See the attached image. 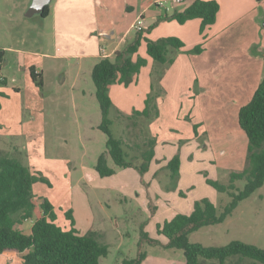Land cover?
Wrapping results in <instances>:
<instances>
[{
  "label": "rangeland",
  "instance_id": "rangeland-1",
  "mask_svg": "<svg viewBox=\"0 0 264 264\" xmlns=\"http://www.w3.org/2000/svg\"><path fill=\"white\" fill-rule=\"evenodd\" d=\"M32 1L0 0V48L5 63L9 62L0 70L5 79L0 84V153L18 158L48 181L34 186L38 209L25 228L29 230L37 220L41 201L48 200L61 228L71 230L66 213L72 211L81 234L101 235L99 241L109 247L101 264H123L139 252L147 253L142 264H185L184 250L166 248L168 240L159 230L178 214L191 215L204 199L221 213L231 198L208 185L207 179L228 184L231 172L248 167V138L240 128L239 114L264 74V58L249 56L256 53V45L247 52L251 42L264 44V0H215L221 12L204 33L198 19L184 25L163 21L153 28L150 40L176 37L185 49H171V61L161 64L148 56L143 42L133 59L141 57L148 64L130 86L110 87L109 118L116 139L132 146L155 139V157L145 173L116 168L111 177H101L96 170L108 140L99 128L103 118L92 80L100 60L98 45L95 56L81 57L91 54L88 48L99 39L101 25L95 23L93 31L56 29L53 16L26 17ZM87 1L88 10L92 0ZM140 1L130 0L132 6L137 4L134 12L126 7L124 12L122 0L94 4L99 13L109 4L111 11L102 14L110 22L104 32L118 24V39L128 28L129 37H135L131 25L142 11ZM153 10L165 13L161 8ZM67 40L74 43L66 47ZM104 43L110 52L112 42ZM199 46L203 49L196 52ZM31 68L42 74L43 87L32 81ZM150 94L156 96L159 115L133 117L144 111ZM175 157L181 163L176 177L168 168ZM109 165L115 167L110 157ZM244 186V181L237 182L236 192ZM144 233L158 245L142 242ZM189 241L205 247L241 241L264 249V186L242 201L225 222L199 229Z\"/></svg>",
  "mask_w": 264,
  "mask_h": 264
},
{
  "label": "trees",
  "instance_id": "trees-1",
  "mask_svg": "<svg viewBox=\"0 0 264 264\" xmlns=\"http://www.w3.org/2000/svg\"><path fill=\"white\" fill-rule=\"evenodd\" d=\"M220 10V4L215 0H194L185 9H178L173 14L164 13L154 26L137 32L133 42L117 52L113 58L102 57L94 66L92 80L103 118L99 128L108 138L107 151L100 155L96 165L101 177L115 175L116 168H135L140 173H145L155 157V139H147L142 145L135 146L125 140L116 139L109 118L113 106L110 87L113 84L130 86L148 64L141 57L133 59L139 53L143 42L146 43L148 56L161 64L171 61L168 57L171 49L185 48L184 42L179 38L167 37L155 42L146 35L163 21H176L184 25L195 19L201 20V33H204L205 29L215 25ZM49 14L50 6L45 9L43 17L46 18ZM202 49L199 46L195 51L201 52ZM4 63L5 51L0 48V70ZM30 76L38 87H43L42 75L36 74L35 68L30 69ZM2 83L5 81L0 80V84ZM153 114L157 117L159 112L156 96L150 94L144 111L135 112L133 117L149 119ZM239 125L248 138V167L240 172H231L228 184L207 179L208 185L219 193L230 196V203L220 213L215 204L204 199L195 204L191 215L178 214L172 220L166 221L159 230L168 240L166 248L184 250L185 264H264V249L252 244L233 241L223 247H205L189 241L190 235L199 229L225 222L242 201L264 186V79L251 102L240 110ZM109 157L115 167L109 165ZM137 161L141 163L138 165ZM180 164L179 157L168 163L174 177L179 174ZM239 181H244L245 186L243 190L236 192ZM38 182L48 181L34 174L18 158L0 153V254H21L23 264H101V259L109 255V247L99 241L101 235L94 231L81 234L75 227L72 211L66 213L71 221V230L61 228L56 224L55 207L48 200L42 201V217L35 221L31 234L17 229L35 216L33 189ZM142 242L158 245L145 233ZM146 258V252H139L137 258L125 260L123 264H142Z\"/></svg>",
  "mask_w": 264,
  "mask_h": 264
},
{
  "label": "crops",
  "instance_id": "crops-1",
  "mask_svg": "<svg viewBox=\"0 0 264 264\" xmlns=\"http://www.w3.org/2000/svg\"><path fill=\"white\" fill-rule=\"evenodd\" d=\"M54 1H56L55 6L51 7V5H50V14L48 17L53 16V20H54V24H55L56 29L70 30L72 32L76 29L80 30V29L84 28L86 31H89V30L93 29V26L95 25V23H99L98 25H101V27L98 29L99 39L98 38L93 39L92 43H90L91 48H88V49H90L91 54H85V55H82L81 57L86 58V57H90L92 55L95 56L96 55L95 48H96V45H98V50L100 52V55H99L100 59L103 57V53L101 51L102 47H105L107 50V53H110L111 57L113 58L117 52L123 50L128 44L133 42V40L135 38V37H132V38L129 37V34L131 31L128 28V31L125 34H123L121 37H119V39H118L116 36V30H115L119 27L118 24H114L115 26H114V28H112L113 30H111L110 32H104L105 29H108V27H110L109 26L110 22H106L105 17L102 14L108 13L111 11V10H108L109 4H106V6H105L107 9L100 7L102 9L100 13L97 11H94V4L99 7V5L100 6L102 5V0H92L91 7L88 10L85 9V7H84V4L88 3L87 0H54ZM153 1L154 0H144V1L141 0L140 1V9H142V11L140 12V14L137 17H139L143 12L145 13L144 15H145V28L146 29H149L150 27L154 26L157 23L159 17L161 15H163L159 11L153 10V8L155 7V6H153ZM143 4H144V6H142ZM136 5L137 4L135 3L132 6L130 0H122V10L124 12H125L124 7H126L128 12H131V11L134 12L136 10ZM156 8H158V7H156ZM113 11L114 10H112V13H113ZM149 12H151V13H149ZM220 12H221V10H220ZM220 12H219V14H220ZM148 13H149V15H147ZM219 14H218V16H219ZM112 18L116 19V17L115 18L112 17ZM100 20H101V22H100ZM217 20H218V18H217ZM132 26H133V24L131 25V28H132ZM209 28H211V27H209ZM112 31L115 33V38L112 40H109L112 42L113 47L111 48L110 52H108V48L105 46V43H104L105 40H108L105 37V35L108 33H111ZM151 32H150V34H151ZM150 34L146 35V37L148 38V36ZM80 41L82 43L83 40H80ZM84 42L85 41H83V43ZM73 43H74L73 40H67V41H65V46L67 47L68 45H71ZM255 45H256V53H253V52H251L250 49H251V47H253ZM248 47H249L247 50L248 54H249V52L252 53V54H249V56L251 55L252 58L254 57L258 61H260L261 59L263 60V58H264V44H262V45L258 44L257 45L256 42H251ZM67 49L68 48L64 49V51ZM59 56L60 57H69V56L72 57V55H68V56L67 55H59ZM5 65H9V62L5 63ZM35 72L38 75H42L40 73V71H38L36 69H35ZM1 78H3V77L0 75V79ZM263 79H264V74L262 76H260V80H259V82H257V85H260V83L262 82ZM1 81H5V79L3 78V80H1ZM155 151H156V148H155ZM34 202L36 204V210H35V213H36L37 209H38L36 197H35ZM41 203H42V201H41ZM41 203H40V205H41ZM55 211H56V209H55ZM41 217H42V211H40V213L38 214L37 220L40 219ZM35 221H33V222L35 223ZM33 222H32L31 228L29 230H27L25 228L26 227V225H24L25 223L22 225H19L17 229H19L22 232H24L25 234L29 235V234H31V230H32V227L34 225ZM0 264H23V256L21 254L16 253V252H6L3 254H0Z\"/></svg>",
  "mask_w": 264,
  "mask_h": 264
},
{
  "label": "built area",
  "instance_id": "built-area-1",
  "mask_svg": "<svg viewBox=\"0 0 264 264\" xmlns=\"http://www.w3.org/2000/svg\"><path fill=\"white\" fill-rule=\"evenodd\" d=\"M194 0H154L153 6L161 8L164 10L167 14H173L176 10H178L179 6L183 4H190ZM145 13L143 12L137 19V21L132 26V30H135L136 32L142 31L145 29ZM101 51L103 53V57H111L110 53H107V50L105 47L101 48ZM0 80H3L1 78Z\"/></svg>",
  "mask_w": 264,
  "mask_h": 264
},
{
  "label": "water",
  "instance_id": "water-1",
  "mask_svg": "<svg viewBox=\"0 0 264 264\" xmlns=\"http://www.w3.org/2000/svg\"><path fill=\"white\" fill-rule=\"evenodd\" d=\"M53 0H33L26 13L27 18L40 15L43 17L45 9L51 5ZM108 40L115 38V33L112 31L105 35Z\"/></svg>",
  "mask_w": 264,
  "mask_h": 264
}]
</instances>
